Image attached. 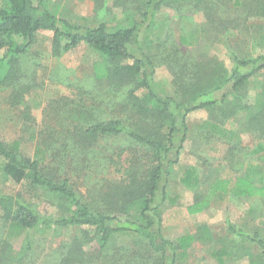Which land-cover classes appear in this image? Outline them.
Segmentation results:
<instances>
[{"label":"rangeland","instance_id":"rangeland-1","mask_svg":"<svg viewBox=\"0 0 264 264\" xmlns=\"http://www.w3.org/2000/svg\"><path fill=\"white\" fill-rule=\"evenodd\" d=\"M146 1L49 0V6L58 18L78 26L95 27L102 22L110 29L117 25L140 26L139 45L156 59L163 54L158 44L166 43L171 48L167 38L171 42L185 38L180 52L191 57L188 61L215 58L228 70L233 65L230 47L243 56L264 54V0H240L241 6L237 8L233 7L235 0H169L159 8L151 26L144 29L141 9ZM246 4L259 14L249 15ZM246 14L249 16L244 19ZM51 43L50 32H38L35 43L21 59L20 79L12 86L0 88V139L6 145L19 141L21 153L30 158L37 147L41 149L44 166L53 170V180H67L78 198L90 205L106 185L124 184L132 175L143 178L154 160L146 147L125 136L100 137L86 149L77 144L76 136L95 123L109 120H120L137 131H144L149 125L129 111L122 94L94 79L92 65L100 59L97 52L80 45L69 52L53 54ZM156 66L153 79L157 89L178 99L180 93L168 65L157 62ZM261 78L249 85L250 97L259 92ZM143 94L145 90L138 91V95ZM186 124V141L166 183L165 198L161 202V191L156 197V203H160L159 228L166 239L175 240L194 234L198 226L205 225L212 239L193 242L186 259L177 264H218L212 253L224 248L225 243L229 255L223 257L224 264L257 263L259 251L246 240L228 237L226 221L248 233L258 231L264 239V199L216 196L199 214L190 215L186 208L193 202L195 191L204 193L207 184L218 178L244 176L249 167V177L256 182L260 178L264 185V140L250 132L237 133L238 124L233 120L213 131L205 110L189 113ZM168 128L166 124L161 133L167 134ZM235 143L240 152L236 158L244 164L237 172L223 161L228 148ZM185 172L199 180L198 190L180 182ZM20 189V185L0 176V192L16 194ZM22 196L41 214L52 218L60 215L57 199L40 191L23 192ZM2 230L0 238L7 239L10 250L0 255V264H57L59 252L72 248L77 235L75 229L37 232L26 251L27 234L7 238ZM230 239L234 241L229 242ZM245 250L249 251L248 256ZM83 251L86 256L77 264L161 263L159 255L151 253L145 241L132 236L114 237L104 252H97L94 243L84 245Z\"/></svg>","mask_w":264,"mask_h":264},{"label":"trees","instance_id":"trees-1","mask_svg":"<svg viewBox=\"0 0 264 264\" xmlns=\"http://www.w3.org/2000/svg\"><path fill=\"white\" fill-rule=\"evenodd\" d=\"M168 1L148 0L142 3L144 29L151 26L159 8ZM186 1L196 3L204 0ZM0 2V88L12 86L20 79L21 59L35 43L38 32L51 33L53 54L85 45L97 52L100 58L92 65L94 79L106 82L112 90L122 94L129 111L143 119L149 127L137 131L127 128L120 120L99 122L79 133L77 144L86 149L100 137L125 136L146 147L154 160V165L148 168L143 178L132 175L124 184L106 185L96 194L97 200L88 205L78 198L67 180H53V170L44 166L41 149L37 147L30 158L21 153L19 141L6 145L0 139V176L21 188L16 194L0 192V228L6 232L7 238L27 234L24 248L29 251L32 236L37 232L75 229L74 245L59 252L57 264L81 262L86 256L83 247L90 243H94L97 252H104L111 240L121 235L145 241L151 253L159 255L160 264H177L186 259L193 242L211 240V233L205 225L198 226L194 234L175 240L166 239L159 228L160 203H156V197L161 191V202L165 198L166 183L186 141V116L189 113L205 110L213 131L221 130L227 121L233 120L238 124L237 133L250 132L264 140V54L243 56L236 48L230 47L233 65L228 70L215 58L188 61L191 57L186 52H180L185 38L179 42H171L167 38L171 48L166 47V43L158 44L162 46L160 50L163 54L156 59L139 45L140 26L117 25L110 29L105 22L95 27L78 26L58 18L51 11L49 0ZM238 6H241V1L235 0L233 7ZM246 8L249 15L259 14L251 11L247 4ZM249 15L246 14L244 19ZM144 45L147 47V44ZM157 62L168 65L173 84L180 93L178 99L157 89L153 79ZM260 77H263L258 82L260 90L250 97L249 85ZM142 89L145 94L140 96L138 91ZM25 118L29 120L28 113ZM166 124L169 130L163 135L161 130ZM34 138L32 134L31 139ZM239 153L235 143L223 158L235 172L244 166L243 161L236 158ZM251 168L244 176L218 178L208 183L204 193L195 191L193 202L186 208L187 213H201L216 196L237 200L264 199L262 180L259 178L256 182L249 177ZM180 182L185 187L198 190L199 180L190 172L183 173ZM36 191L58 200V218L41 214L33 203L22 196L23 192ZM226 232L228 237L246 240L259 251L257 263L251 264H264V239L258 231L248 233L226 221ZM228 247L225 243L224 248L212 253L218 264L225 263L224 258L229 255ZM0 250V255L9 253L7 239L0 238ZM245 253L249 255L248 250Z\"/></svg>","mask_w":264,"mask_h":264}]
</instances>
